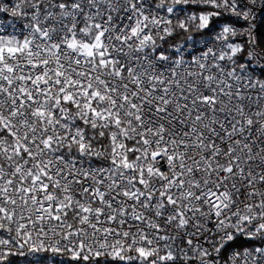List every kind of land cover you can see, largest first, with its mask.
<instances>
[{"label":"snow or ice","instance_id":"snow-or-ice-1","mask_svg":"<svg viewBox=\"0 0 264 264\" xmlns=\"http://www.w3.org/2000/svg\"><path fill=\"white\" fill-rule=\"evenodd\" d=\"M4 14L0 264H264V0Z\"/></svg>","mask_w":264,"mask_h":264},{"label":"built area","instance_id":"built-area-1","mask_svg":"<svg viewBox=\"0 0 264 264\" xmlns=\"http://www.w3.org/2000/svg\"><path fill=\"white\" fill-rule=\"evenodd\" d=\"M11 2H14V0H11ZM4 3L9 4L10 6V0H4ZM257 24V26L260 27L261 22L259 19V16L257 17V20L255 22ZM19 24L20 21L19 20H14V18L9 15V14H4L2 16H0V25H3L5 27H7L8 31H13V29H15L16 31H19ZM253 68L256 70V75L257 77L260 76V71L258 68H256V65H253ZM257 242H249L246 238L241 237L238 241H237V245L241 246V248L243 247H253L256 245ZM20 261L19 264H30V261L32 259H34L33 257L29 256L28 258H25L24 256H17ZM66 259L65 257H59L57 258V264H59V261Z\"/></svg>","mask_w":264,"mask_h":264},{"label":"trees","instance_id":"trees-1","mask_svg":"<svg viewBox=\"0 0 264 264\" xmlns=\"http://www.w3.org/2000/svg\"><path fill=\"white\" fill-rule=\"evenodd\" d=\"M260 28H261V31H264V25L261 24ZM13 259L15 260V264H19L20 259L18 257H14ZM64 260H66V259H64Z\"/></svg>","mask_w":264,"mask_h":264}]
</instances>
